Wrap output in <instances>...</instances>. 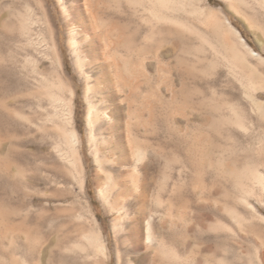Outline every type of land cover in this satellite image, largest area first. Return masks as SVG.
<instances>
[{
    "label": "rangeland",
    "instance_id": "rangeland-1",
    "mask_svg": "<svg viewBox=\"0 0 264 264\" xmlns=\"http://www.w3.org/2000/svg\"><path fill=\"white\" fill-rule=\"evenodd\" d=\"M242 1L194 0L199 11L182 15L183 29L156 22L148 0H93L95 20L86 0H0V69L9 74L0 113L13 120L10 152L0 124V173L10 176L0 191V264H95L85 239L95 223L106 264H264V0ZM64 6L90 25L86 42L78 36L83 65ZM115 15L142 19L139 79L105 50ZM52 94L62 102L52 105ZM134 138L145 148L139 163ZM150 219L178 257L148 249Z\"/></svg>",
    "mask_w": 264,
    "mask_h": 264
},
{
    "label": "bare ground",
    "instance_id": "bare-ground-1",
    "mask_svg": "<svg viewBox=\"0 0 264 264\" xmlns=\"http://www.w3.org/2000/svg\"><path fill=\"white\" fill-rule=\"evenodd\" d=\"M199 1L201 3H205V2H208L209 0H199ZM243 1H245V0H243ZM38 2L41 3V1H37V3ZM92 2H93V0H86V8H84V9L87 10V11L85 10L86 14H87V12L89 13L90 17L89 16L88 17L91 18L92 20H95L97 15H95V9H94V6L92 5ZM148 2L150 4V12H151L152 17L154 18V20L156 22H165V23H169L172 25H179V26H182V28L187 26V23L184 21V18L182 17V15H192V14L197 13L199 11L197 6H195V4H194V0H148ZM41 6H42V4H41ZM43 7H44V5H43ZM118 7H120V6H118ZM206 11H208L207 8L201 10L202 13H206ZM63 12H64V15L66 16L65 19H67V21H68L67 23L70 24V27H71V30H70L71 32H69V33H71V35H70L71 36V44L73 45V47H75V50L77 49L76 52H77L78 57H79V58L77 57L79 65L82 63L85 64V61L83 60V57H82V53H84L83 52L84 48L83 49L79 48L78 36H80V35H85V36L87 35L88 36V34H86V33L89 32V28H90L89 26L90 25L89 26L86 25V23L83 21H82V23H78L83 18L76 16L77 14L74 15L73 11L72 10L70 11L65 6L63 7ZM78 13L81 16V10L78 11ZM136 13H138V12H135V14ZM43 15H45V14H43ZM48 17L46 14V20L44 19L46 21L45 23H47V28L51 33V40H50V44H48V46H49L48 49H50L51 52L53 53L54 62L56 63L58 70L62 73V76H60V84H62V86H63V84H64L63 81L65 79V78H63L64 65L62 62L61 55H60L59 47L55 42L54 32H53L54 30L52 27L53 23L51 24V21L49 20ZM128 18L120 16V15H118V16L115 15V16L111 17V20L109 21V28H107L106 35H105L106 40H107V43H105V50H106L107 54L110 55L111 57H113V58L119 57L120 58V65L115 62L117 70H119L120 72L121 71H123V72L129 71L132 75H134V77L139 79V76H141L143 74V70H144V66H143V63L141 60L142 52H143L142 51L143 48H141V38H142V33H143L144 29H143V26L141 23L142 19L141 20L137 19V21H136L135 17H133L132 20L128 19ZM124 22H126V24ZM130 23L133 25V30L131 29V34H127L125 32V28H124V26H122V24H125V25L128 24L129 25ZM227 23H228L227 25L231 29H234L229 21H227ZM78 24H80V25H78ZM31 25H33L32 21L27 18L25 21V27H26L25 36L28 38H30V36H31L30 35V28H29ZM189 25H190V23H189ZM229 27H228V29H229ZM186 30H188V29H186ZM235 31L237 34H239V32L237 30H235ZM214 34H216V33H214ZM87 36H86V39L83 38L85 40V42L88 40ZM240 40L246 45V42L242 37H240ZM246 47L250 50V52L253 55H255V56L258 55L248 45H246ZM123 51H125L127 58H124V56H122L120 54ZM3 74L9 75L6 71H4L3 69H0V80H2L1 78H2ZM132 83L133 82H131V84ZM68 85H69V83H68ZM0 87H1V82H0ZM71 96H72V98H71V100H72L74 98V91L71 92ZM49 98L51 100L50 102L52 103V105H58L59 103L62 102V99H63L59 95H55V94L50 95ZM71 100H70V103H71ZM94 111L95 110L93 108L91 113H90V116H89L90 123L93 120L92 117L94 116ZM72 120H73V113H72V111H70V116H69V123L70 124H71ZM3 121L6 122V124L9 127L8 131L6 130L8 132L7 133L8 138H7L6 143L9 147L8 149L10 152V148L13 147L11 144V135H10V130H12L11 124L13 125V123H12L13 120H12V112L10 110H7L6 115H3L0 113V124ZM92 122H94V121H92ZM67 137H68L67 141L70 144L69 147L71 149V154H72L71 155V162H72V164H76L78 166V168H76L75 170H77V173L79 174V177H80L81 186H82V188H84V186H85V179H84L85 168H84L83 164H81V157L79 155V147H80V145H82L81 144V138H80L78 132L75 130V128H72L70 130ZM5 141H6V139H5ZM132 144H134V146H135V148H134L135 154L133 156L135 157V159L138 163L142 162L146 156L145 148H144V146H142V142L140 140L134 138ZM2 146H3V143L0 140V153L2 152V150H1ZM134 146H132V147H134ZM10 170L11 169H9V171ZM134 171H135V169H134ZM8 185H10L9 174H8L7 178H5L3 180L1 177V173H0V191L2 189H4L5 187H7ZM146 232H147L146 233V244L148 245V249L155 250V251L158 250L160 252V254L164 257L165 256L178 257L177 251L173 247H168L165 244V242L162 240L160 235L156 232L152 219H150L148 221V226H147ZM85 239L87 241V249H89L90 254L95 258V264H106L107 263L106 260L109 258V249H108L107 243L104 239L103 232L97 228L96 223L92 226V228L89 230V232L85 235ZM138 249H141V248H138Z\"/></svg>",
    "mask_w": 264,
    "mask_h": 264
}]
</instances>
